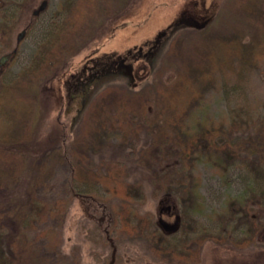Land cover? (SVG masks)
I'll use <instances>...</instances> for the list:
<instances>
[{
  "label": "rangeland",
  "instance_id": "374dc122",
  "mask_svg": "<svg viewBox=\"0 0 264 264\" xmlns=\"http://www.w3.org/2000/svg\"><path fill=\"white\" fill-rule=\"evenodd\" d=\"M76 1L0 0V38L3 26L12 30L0 57L16 53L0 68V93L23 82ZM86 3L83 32L55 74L26 82L36 98L27 123L33 138L59 136L67 124L79 167L76 174L63 162L51 190L32 192L36 219L45 201L73 196L55 249L46 248L44 233L56 221L29 231L42 264H264V56L233 47L258 39L264 0ZM190 17L207 24L196 27ZM204 36L229 46V65L210 68L196 47ZM125 56L131 73L92 74L94 59ZM183 76L193 93L178 108L172 99ZM31 155H20L16 198L29 194ZM164 206L175 214L162 216ZM0 264L20 262L4 254Z\"/></svg>",
  "mask_w": 264,
  "mask_h": 264
},
{
  "label": "trees",
  "instance_id": "16d2710c",
  "mask_svg": "<svg viewBox=\"0 0 264 264\" xmlns=\"http://www.w3.org/2000/svg\"><path fill=\"white\" fill-rule=\"evenodd\" d=\"M86 1L77 0L72 4L70 21L57 28L52 42L42 45L36 59L23 70V75H26L23 82L17 86H9L6 91L0 93V242L3 246L2 241H4L6 246V252L0 250V256L2 258L4 254H7L10 259H16L20 264H42L44 258L40 254L37 241L29 236V231L34 228L37 229L42 223L57 222L58 227L56 229H48L44 233L46 248L53 250L57 247L62 238L61 229L64 219L73 198V196H67L58 197L53 201H45L38 212L40 217L36 219L32 214L35 207L34 195L37 191L53 188L57 169L63 162L70 160L72 170L76 174L79 170L76 162L77 153L75 156L70 151L72 140L67 124L60 128L59 136L56 133H51L44 142L41 141L38 144L35 137L33 138L37 131L27 126V123L34 108L33 101H36V98H31L32 88L26 82L32 79L35 83H40L52 77L58 70L57 68L64 58L66 50H69L70 46L75 43H73V41H76L75 36L77 38V35L83 32V26H81L78 19L83 18L84 20V17L91 13L90 6ZM1 31L4 40L6 36L12 33V30L6 26H3ZM201 42L197 43L196 47L200 46L198 51L199 49L205 50L207 61L211 64L210 68L212 70L222 68L223 65H229L227 64L229 46L216 37L204 36V40ZM233 47L238 49L242 56L246 54H251L257 58L264 56V29L260 32L257 40L245 44L236 41ZM94 61L95 63L91 67L94 75L111 71L121 72L115 69L113 61H104L102 58L94 59ZM83 75V72H81L74 77L73 84L76 82V85L73 87V91L77 92V85L83 81ZM178 82L180 83L179 92L173 94L172 101H176V105L180 108L192 98L193 88L192 82L184 76L178 78ZM70 91L68 89V96ZM68 96L66 95V97ZM136 112L141 114V110ZM75 142H78L77 138ZM34 145H38V147H30ZM30 151H33L34 155H31L33 161H31L30 179L26 188L29 194H26L23 198H16L13 193L18 183L20 162H22L20 155ZM72 190L75 195L80 194L75 186H72ZM32 192H35V194L33 195ZM87 194L94 197L89 193L85 195ZM160 212L162 216L163 213L175 214L171 210V206H164ZM6 262L9 263L7 260Z\"/></svg>",
  "mask_w": 264,
  "mask_h": 264
},
{
  "label": "flooded vegetation",
  "instance_id": "af4514ba",
  "mask_svg": "<svg viewBox=\"0 0 264 264\" xmlns=\"http://www.w3.org/2000/svg\"><path fill=\"white\" fill-rule=\"evenodd\" d=\"M2 36V35H1ZM11 36V34L9 35V36H6L5 38L7 39V38H9ZM5 39V40H6ZM2 40H4L3 39V36H2V39L0 38V41H2ZM150 53L152 52V51H149ZM139 53L141 54L142 53V51L141 50H139ZM8 54H11L10 55V58L9 59H7V60H5V61H3L2 60V57L4 56V55H2L1 57H0V68L1 69H4V67L5 66H8L13 60H14V58H15V51H12V52H9V53H7V54H5V55H8ZM132 54H134V53H132ZM131 56H133V55H131ZM130 59V56H125V57H121L119 60H115L114 61V65H115V69H119V70H121L122 68H127V70L129 71V69L131 68V65H130V63H128V60Z\"/></svg>",
  "mask_w": 264,
  "mask_h": 264
},
{
  "label": "water",
  "instance_id": "95a60500",
  "mask_svg": "<svg viewBox=\"0 0 264 264\" xmlns=\"http://www.w3.org/2000/svg\"><path fill=\"white\" fill-rule=\"evenodd\" d=\"M186 20H187V22L189 24H192V25H194L196 27H203V26H205L207 24V20H205L204 22L200 23L199 21H197L195 18H192V17L187 18ZM10 55L11 54L4 55L2 57V60L5 61V60L9 59L10 58ZM131 70H132V68L129 69L130 73H131Z\"/></svg>",
  "mask_w": 264,
  "mask_h": 264
}]
</instances>
